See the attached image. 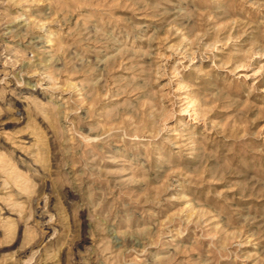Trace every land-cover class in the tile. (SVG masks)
<instances>
[{"label": "rangeland", "instance_id": "1", "mask_svg": "<svg viewBox=\"0 0 264 264\" xmlns=\"http://www.w3.org/2000/svg\"><path fill=\"white\" fill-rule=\"evenodd\" d=\"M0 264H264V0H0Z\"/></svg>", "mask_w": 264, "mask_h": 264}]
</instances>
